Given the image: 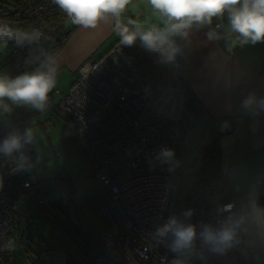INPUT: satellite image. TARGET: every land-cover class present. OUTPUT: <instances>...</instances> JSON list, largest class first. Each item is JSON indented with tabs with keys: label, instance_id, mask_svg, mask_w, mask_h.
<instances>
[{
	"label": "built area",
	"instance_id": "built-area-1",
	"mask_svg": "<svg viewBox=\"0 0 264 264\" xmlns=\"http://www.w3.org/2000/svg\"><path fill=\"white\" fill-rule=\"evenodd\" d=\"M54 13L50 0H40L27 10H18L14 19L32 26L46 36L53 31L44 26ZM212 30L223 36L222 20L213 19ZM60 47L46 45L41 37L11 50L8 75L15 77L34 71L45 55ZM85 74L53 106L80 139L101 200L97 205L102 220L100 237L117 264H251L238 250L217 256L200 247L195 252L176 253L172 237L157 236L156 230L175 216V197L183 173L184 146H192L200 131L185 105L182 86L160 82L144 74L127 48L115 43L98 58L83 62ZM226 125V126H225ZM219 135L230 133L234 124L220 118ZM24 124L13 120L0 126V142L10 133L23 134ZM174 150L179 165L158 158L162 148ZM34 155L30 143L11 157L0 154V264L10 255V235L18 223L16 215L23 198L44 209L42 191L26 169ZM205 160L200 159L191 176L193 187L182 199L178 218L197 226L216 224L225 215L223 202L214 184L204 181ZM191 210L189 218L184 213Z\"/></svg>",
	"mask_w": 264,
	"mask_h": 264
},
{
	"label": "clouds",
	"instance_id": "clouds-1",
	"mask_svg": "<svg viewBox=\"0 0 264 264\" xmlns=\"http://www.w3.org/2000/svg\"><path fill=\"white\" fill-rule=\"evenodd\" d=\"M71 24L84 29H95L99 23L111 20L112 30L119 37V43L133 46L137 40L142 46L158 53L161 62L172 63L183 55L178 40L189 41L192 29L210 26L213 19L223 20L226 27L223 36L214 30L207 32L208 40L225 39L228 50L237 45H255L264 41V0H144L146 6L163 26L146 25L140 18H129L126 22L123 14L133 0H52ZM43 37L51 40L42 31L32 32L14 27L0 21V51L8 47L9 42L22 45ZM60 61L54 54L45 55L38 67L31 72L11 77L0 73V110L10 112L11 107L5 101L16 106H30L40 112L49 107V93L57 86ZM244 109L252 116L264 114V97L249 94L242 102ZM226 126V125H225ZM33 129L27 128L23 134L12 132L0 142V154L11 157L19 153L25 144L33 140ZM174 150L162 148L158 158L170 164V170L179 165L174 159ZM258 196L234 209L233 204L224 206L225 215L216 224L201 223L197 226L180 219L170 217L158 227L157 236H171L170 248L176 253L195 252L196 242L208 252L225 256L238 250L245 257L256 261L264 260V206L258 202ZM191 210L184 213L191 217ZM180 264V261H173Z\"/></svg>",
	"mask_w": 264,
	"mask_h": 264
},
{
	"label": "crops",
	"instance_id": "crops-1",
	"mask_svg": "<svg viewBox=\"0 0 264 264\" xmlns=\"http://www.w3.org/2000/svg\"><path fill=\"white\" fill-rule=\"evenodd\" d=\"M133 15L148 26H163L152 16L144 0H133L123 18ZM222 22L224 32L226 17ZM210 30L211 25L192 29L189 41L178 40L183 55L164 65L188 84L202 102L205 108L202 125L208 116L228 118L233 122L234 129L219 136V148L227 166L235 207L257 196L259 204L264 206V130L258 127L259 116H252L242 106L249 94L264 97V41L237 45L229 51L225 39L208 40ZM45 42L49 46L54 43L52 39ZM114 44L111 20L99 23L95 29L75 25L63 44L52 53L59 59L60 68L57 86L49 93V99L60 100L84 76L83 62L104 55ZM67 220L69 222V218ZM41 242L47 249L46 240L42 238ZM60 245L66 251V247ZM39 248L44 252L40 245ZM34 254L36 263L31 264H43L48 258L51 263L58 264L48 254L43 259L36 252ZM249 259L251 264H264V260L258 262L250 256ZM13 262L19 264L15 259Z\"/></svg>",
	"mask_w": 264,
	"mask_h": 264
},
{
	"label": "rangeland",
	"instance_id": "rangeland-1",
	"mask_svg": "<svg viewBox=\"0 0 264 264\" xmlns=\"http://www.w3.org/2000/svg\"><path fill=\"white\" fill-rule=\"evenodd\" d=\"M13 11V7L0 2V21L15 26L16 21H8L2 17L5 12ZM9 52L8 47L0 51V73L7 75L9 65L6 58ZM56 99H49V107L43 113L30 106L12 105L10 101H5L11 107L10 112L0 110V126L19 120L25 129H33L30 146L34 162L26 169V173L42 191L45 203L42 209L24 197L19 205L16 215L18 226L10 235L11 257L19 264L36 263L34 252L41 259L48 254L58 264H84L80 252L88 251L93 237L102 228L97 209L102 196L97 179L80 139L53 110V106L59 101ZM194 127L201 131L202 124L196 122ZM182 153L183 173L175 197L176 217L179 216L183 197L193 187L191 176L196 172L198 160L190 146H184ZM64 220L66 224L69 223V244L61 231L63 229L65 232V227L60 223ZM56 221L61 227L55 225ZM42 238L46 240L47 249L41 244ZM60 244L66 247V251Z\"/></svg>",
	"mask_w": 264,
	"mask_h": 264
},
{
	"label": "trees",
	"instance_id": "trees-1",
	"mask_svg": "<svg viewBox=\"0 0 264 264\" xmlns=\"http://www.w3.org/2000/svg\"><path fill=\"white\" fill-rule=\"evenodd\" d=\"M40 1V0H39ZM1 3L13 7L14 11L11 13L5 12L2 14V17L8 21H16L14 19V13L18 10H27L34 6L38 1L33 0H0ZM50 2L53 4L54 13L53 15L45 20L43 23L44 26L48 27L49 30L53 31L51 39L60 43V46L63 44L65 38L69 35L75 25L67 19V17L60 11L58 6H56L52 0ZM136 19V15L128 16L124 18L125 22L129 19ZM17 22V21H16ZM14 27H19L24 31H30L32 26L27 25L26 23L21 24L17 22ZM115 36V43H119V37L113 32ZM46 44V42H45ZM47 45V44H46ZM14 42H9L8 49L11 52L12 49L19 47ZM130 53L131 57L135 63L139 66L140 70L156 80L168 84L182 86L185 90V105L191 115V118L194 123H200L205 116V108L193 90L186 84L181 78L176 76L168 68L165 67L164 63L161 62V57L158 53L150 52L146 50L139 40L133 46H125ZM9 52V54H10ZM8 54V56H9ZM7 56V61H8ZM220 118H215L208 116L205 122L202 125L200 131V136L198 140L192 146V153L200 159L205 160L204 167V181L209 184H214L218 191L220 198L223 202H228L232 200V192L229 185V180L227 176V166L222 160L221 152L219 148V134L215 129V125L219 122ZM258 127L261 130H264V114L259 115V125ZM197 160V162H198ZM66 212V211H65ZM64 212V213H65ZM65 227V232L62 229V234L67 239L66 241L69 244V225L66 224V221L60 222ZM58 228L61 227L60 224L56 221L55 224ZM68 230V231H67ZM101 229L93 237L91 245L88 247V251L80 252L84 260V264H117V262L111 256L109 249L104 245L100 237ZM79 252V251H78ZM69 254V252H68ZM74 262L75 260L72 259ZM5 264H14L13 259L10 255L6 258ZM43 264H54L50 262V259Z\"/></svg>",
	"mask_w": 264,
	"mask_h": 264
}]
</instances>
